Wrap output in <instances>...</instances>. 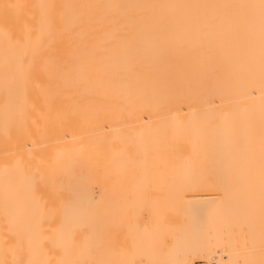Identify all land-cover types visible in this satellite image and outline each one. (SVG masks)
Wrapping results in <instances>:
<instances>
[{
  "label": "bare ground",
  "instance_id": "obj_1",
  "mask_svg": "<svg viewBox=\"0 0 264 264\" xmlns=\"http://www.w3.org/2000/svg\"><path fill=\"white\" fill-rule=\"evenodd\" d=\"M198 260L264 264V0H0V264Z\"/></svg>",
  "mask_w": 264,
  "mask_h": 264
},
{
  "label": "rangeland",
  "instance_id": "obj_2",
  "mask_svg": "<svg viewBox=\"0 0 264 264\" xmlns=\"http://www.w3.org/2000/svg\"><path fill=\"white\" fill-rule=\"evenodd\" d=\"M214 261H211V263H213ZM195 264H208L206 261L203 260H198L195 262Z\"/></svg>",
  "mask_w": 264,
  "mask_h": 264
}]
</instances>
